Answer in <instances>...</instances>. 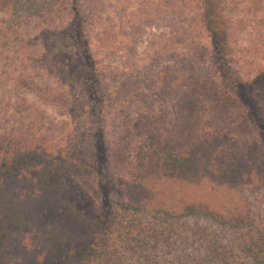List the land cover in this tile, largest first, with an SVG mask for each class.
I'll return each instance as SVG.
<instances>
[{"label": "trees", "instance_id": "trees-1", "mask_svg": "<svg viewBox=\"0 0 264 264\" xmlns=\"http://www.w3.org/2000/svg\"><path fill=\"white\" fill-rule=\"evenodd\" d=\"M257 191L264 0H0V264H264V229L173 226L249 228Z\"/></svg>", "mask_w": 264, "mask_h": 264}, {"label": "rangeland", "instance_id": "rangeland-1", "mask_svg": "<svg viewBox=\"0 0 264 264\" xmlns=\"http://www.w3.org/2000/svg\"><path fill=\"white\" fill-rule=\"evenodd\" d=\"M155 29L152 30L154 32V34L157 37H161V35H165L168 36V30L167 28H163V27H154ZM166 31V32H165ZM164 33V34H163ZM144 35V41H142L140 43V48H139V53H138V60L142 59L147 51H148V45L146 40L147 37L150 35V30L146 29V32L143 34ZM148 35V36H147ZM159 37V38H160ZM159 38L157 39V44L158 47L161 48L162 44H161V40H159ZM179 48V45H177ZM123 58V56H119V58H110L111 61L113 62H120L121 59ZM148 59L146 60H151L152 58L149 59L150 57H147ZM154 59V58H153ZM199 59L202 60H206L207 63H211V57L208 55H204V56H200ZM160 61H164V65L162 66V64L159 65V70L158 73L159 75H163L165 68L167 67V62H170L171 60L168 59H161ZM184 72V71H181ZM121 81L122 80H118L117 84L121 85ZM197 82L201 85L204 86H209V87H216V88H223V81L220 79V77L217 74H205V75H201ZM53 86H55L53 84ZM51 114H53V116H55V118L57 120H59L60 118H64V116L59 114V111H55V110H51L50 112ZM246 196V202L248 203V207L250 209V213H251V221H250V227L248 228H243V229H239V228H226L220 225H217L214 222L211 221H207L206 219H201V218H195V219H179L177 221L174 222L173 226L176 228V231L178 233H181V235H185V234H190L192 239H197V235H201L202 237H204V240L209 241L211 238L212 241H216V243L218 245L221 244H225L227 246H232L234 243L233 242H242L243 239H248L250 238V236L255 235L256 233H258L259 230H263L264 229V192L263 191H257V192H250L245 194ZM182 237H179V242L178 245H180L178 248L173 249L171 252L172 254H180V256L185 257V255L191 253L192 256L197 255L199 258H201L200 255H198L197 253H199L201 251V249H195V246H188L186 247L185 244L182 243ZM192 242V241H191ZM197 242V243H196ZM195 245L198 244V241H196ZM202 242H204L202 240ZM184 246V247H182ZM217 249H219L220 251H224L220 246L219 248L217 247ZM234 251L236 252H240L239 248L235 247ZM233 252V250H230L228 253H226V258H231L235 255H231ZM195 254V255H194ZM236 254V258L233 259V261H231V264H234V261L237 262V258L239 257V253H235ZM239 254V255H238ZM155 257V256H154ZM163 257H155V261H160L162 260ZM152 264H156V263H152Z\"/></svg>", "mask_w": 264, "mask_h": 264}]
</instances>
